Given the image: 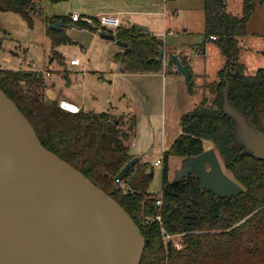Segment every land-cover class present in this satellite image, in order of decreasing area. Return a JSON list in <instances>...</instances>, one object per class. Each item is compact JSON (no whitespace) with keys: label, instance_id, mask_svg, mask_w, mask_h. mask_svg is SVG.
Segmentation results:
<instances>
[{"label":"trees","instance_id":"16d2710c","mask_svg":"<svg viewBox=\"0 0 264 264\" xmlns=\"http://www.w3.org/2000/svg\"><path fill=\"white\" fill-rule=\"evenodd\" d=\"M255 5V0H243L242 13L235 16L227 11V0H204L203 39L215 35L226 62L218 71V80L206 85L215 94L211 102L203 97L182 114L181 132L163 152L160 205L156 202L158 195L147 191L153 177L149 162L137 161L122 177V185L115 178L134 156L128 140L135 130V116L126 122L122 115L109 111H66L57 99L46 96L47 84L41 72L0 66V88L29 119L42 144L111 194L135 220L145 237L139 264H260L264 260V158L239 142L236 120L225 110L223 100L228 82L231 105L250 125L264 131V67L247 74L245 64L239 60L238 36L246 33ZM39 8L34 0H0V10L20 14L29 25ZM60 18L68 23L67 16L45 17L53 47L74 42L62 28L51 25ZM115 36L126 42L125 51L115 56L123 62L124 70L163 68L158 59L163 48L161 37L137 26H120ZM58 55L60 52L53 50L51 61ZM175 62L172 53L168 57L169 70ZM180 62L189 73L192 91L193 70L186 60L180 58ZM204 139L213 142L224 170L244 187L243 192L220 197L200 188L193 175L169 178V157L200 153ZM156 214H161V223L148 218ZM161 228L170 234L182 232L184 242L181 249H169L167 260ZM247 239L249 247L245 245Z\"/></svg>","mask_w":264,"mask_h":264},{"label":"water","instance_id":"95a60500","mask_svg":"<svg viewBox=\"0 0 264 264\" xmlns=\"http://www.w3.org/2000/svg\"><path fill=\"white\" fill-rule=\"evenodd\" d=\"M63 24L62 19L51 23L56 28ZM99 35L126 45L110 32ZM163 54L160 49L159 60ZM174 57L190 90L189 73ZM223 100L236 120L239 142L264 158V131L231 105L228 82ZM138 160L133 156L125 162L116 180ZM188 175L220 197L244 191L224 170L214 147L182 158L176 177ZM144 247L145 237L125 208L46 148L16 102L0 88V264H139Z\"/></svg>","mask_w":264,"mask_h":264},{"label":"crops","instance_id":"0c3cea01","mask_svg":"<svg viewBox=\"0 0 264 264\" xmlns=\"http://www.w3.org/2000/svg\"><path fill=\"white\" fill-rule=\"evenodd\" d=\"M34 1L40 4V8L34 11V21L29 26L33 28L34 25H37L39 28L38 33L42 37V58L40 59L36 52H33L30 59L25 57L22 60L12 50V56L3 55V58L10 63L3 67L13 69L30 68L41 72L47 84L44 89L47 97L57 100L61 98L68 99L83 110L84 105L88 102L89 110L84 111H109L126 116L128 114L127 118L125 117L124 119L126 122L130 121L132 115L135 116V130L129 138V142H132V144L130 143V152L134 156L139 157V162L147 161L151 165L155 163L157 158H161L162 161L160 163H162L163 152L181 132L180 118L182 114L193 109L203 97H209L206 85L209 82L218 80V71L224 67L226 62V58L218 44H216L215 38L208 37L203 39L204 0H102V2L89 6L80 3L79 6L74 7L66 15L56 12L48 14L45 9L47 0ZM173 10L177 11L176 14L173 13ZM73 11L90 15L109 12L119 13L121 26H137L161 37L163 40L162 49L165 54H176L179 60L182 58L191 66L194 73V89L192 91L186 89L187 83L181 71L174 69L173 65L170 66L171 70H169L168 57L162 58L163 68L158 71L132 72L124 70L123 62L117 60L115 56L117 53L124 52L126 45L117 44L115 40L103 38L94 30L80 26L79 21L71 20ZM46 16H67L68 23H64L61 28L74 42L60 43L53 47L46 33L48 26V22L45 20ZM171 17L177 18L176 20H170L169 18ZM38 23H41V26H38ZM66 44H72V48L68 50V47L65 46ZM34 46L38 48L36 41ZM53 50L60 52V55L55 56L51 61ZM240 54L241 50L239 60ZM72 58H78V62L71 63L70 60ZM35 62L41 66H37ZM23 63L24 66L21 65ZM243 63L247 69V63ZM71 73L73 74L72 79L69 78ZM90 73L97 75V80L100 84L106 79L105 75H108V79L111 78L109 95H114L118 85L123 88V95L126 96V101L128 102L126 110L119 108L120 103L113 104L111 101H109L106 110L98 109L103 106L104 102L96 101L98 96L95 93H90L91 99L87 100L89 96L86 89V81H83L84 78L80 81L77 76L79 74L86 76ZM59 74L64 76L65 79L60 81L58 79ZM159 77L162 90L160 91L159 99H157L153 86ZM169 79L172 81L171 83L168 82L170 81ZM175 82H177L179 88L182 86L183 93L187 90L188 94L186 93L181 107L178 106L176 116L179 126L175 133H172L169 130V121L172 117L174 103L171 91L170 93L168 91V84L172 87ZM71 87L77 88V91L71 92ZM153 115L160 118V122H157V128L152 121ZM157 129L161 131V136ZM147 130L148 134L146 133ZM140 132L147 134L145 141L143 133L142 137L138 138V133ZM151 138L156 139L151 142ZM139 142L142 144H139ZM155 148L161 151L162 154L160 153L155 158L149 159L147 154H151ZM168 164L170 172L169 160Z\"/></svg>","mask_w":264,"mask_h":264},{"label":"rangeland","instance_id":"374dc122","mask_svg":"<svg viewBox=\"0 0 264 264\" xmlns=\"http://www.w3.org/2000/svg\"><path fill=\"white\" fill-rule=\"evenodd\" d=\"M255 1H256L255 8L251 14L252 16L250 20L247 23V27H246L247 33L244 36L242 35L238 36L240 50H241L240 61L247 63L246 64L247 74H254L258 70V68L264 67V0H255ZM98 2H102V0H59V1L47 0L45 9L48 14L49 13L52 14L53 12H56L58 14L66 15L69 14V12H71L74 7L79 6L80 3L89 6V5L97 4ZM226 8L230 14L239 16L242 13L243 0H227ZM176 18L177 17H171L169 19L176 20ZM38 26H41V23H38ZM38 30L39 28L37 27V25H34L33 28L30 27L27 21L23 17H21L20 14L13 11L0 10V66H7L8 64H10L3 58V55L7 54L12 56V52H11L12 50H14L17 53L16 56L19 55L22 60L25 57L30 59L33 52H36V54L41 59L43 54L42 37L41 34L38 33ZM35 41L37 42L38 48L34 46ZM65 46L68 47V50L72 48V44H66ZM15 60H17V58H15ZM35 64H37V66H41L37 62H35ZM12 65L14 66V64ZM21 65L24 66V63ZM83 76L85 75L79 74L77 77L78 79H80V81H82L83 78H84L83 81H86V89L89 96L87 97V100L89 101L91 99L90 93H95L98 96V98H96V101L104 102L103 106L98 109L106 110L109 101H111V103L113 104L120 103L119 108H121L122 110H126V106L128 102L126 101V96L123 95L124 90L120 85H118V88L115 91L114 95H109L111 78L108 79L109 78L108 75H105L106 79L102 84L98 83L97 75L90 73L85 77ZM58 77L60 81L65 79V77L60 74L58 75ZM69 78L71 79L73 78L72 73L69 74ZM159 79L160 77L157 78L156 84H154L153 86L157 99H159L160 91L162 90V86ZM168 82L171 83L172 81L170 80ZM187 87L186 89H188ZM192 89H194V86ZM76 91L77 88L71 87V92H76ZM168 91L169 93L171 91V97L174 103L172 117L171 120L169 121L170 122L169 130L170 132L175 133L176 129L179 126V121L177 120V116H176L178 106L181 107V104L184 103V99L186 93L188 94V91L186 90L183 93L182 86L179 88L177 86V82H175L172 85V87H170V85L168 84ZM207 94L209 97L207 96L205 97L207 98L208 103H210L215 94L212 93L209 90V88L207 89ZM84 110H89L88 102L84 105ZM117 115H122L124 119L125 117L127 118L128 116V114L127 116L123 114H117ZM152 121L154 126L157 128L158 126L157 122H160V118H158V116L156 115H153ZM142 133L145 141L148 134V130L146 132L147 134L144 132L138 133V138H140V136L142 137ZM160 133L161 131H159V135ZM160 136H159V142H160ZM155 139L151 138L150 141L151 142L153 140L155 141ZM240 139L241 138H239V140ZM139 144L142 143L139 142ZM203 145L204 148L214 147L213 142L211 140H203ZM160 153L162 154L161 151L155 148L151 154H147V155L149 159H152L155 158ZM169 163H170L169 178L172 180L176 178V172L181 165V157L170 156ZM151 166L153 168V177L147 191L153 195L159 196L161 195V172H162L163 163H157V164L152 163ZM120 184L122 185V182ZM250 244H251L250 241H248L247 239L245 245L249 247L251 246Z\"/></svg>","mask_w":264,"mask_h":264},{"label":"built area","instance_id":"2783aa9c","mask_svg":"<svg viewBox=\"0 0 264 264\" xmlns=\"http://www.w3.org/2000/svg\"><path fill=\"white\" fill-rule=\"evenodd\" d=\"M176 10H173V13L176 14ZM96 18V19H95ZM71 19L73 21H83L87 24V26H85L86 28H90L92 30H94L97 33L100 32H110L114 35H116V33L119 30V27L121 26V17L119 16V13H102L99 15H90V14H81L78 11H73L71 13ZM211 38H216L215 35H210ZM166 55V56H165ZM170 54H163V57H169ZM71 63H77L78 62V58H72L70 60ZM174 69H177L176 65H173ZM48 74V72H46ZM59 101V106L66 110V111H70V112H77L80 110V107L65 98H61L58 100ZM130 143L132 144V142L130 141ZM162 160L161 158H157L155 160V163H160ZM122 179L118 180L119 182H121ZM157 204L160 205L162 200H161V195L158 196L157 199ZM149 219H157L159 220V222L161 223V214H156L154 216H149ZM161 232H162V241L163 244L165 246V254H166V260H167V254L169 252V249H181L184 247V242L182 240V232L180 233H167L164 231L163 228H161Z\"/></svg>","mask_w":264,"mask_h":264}]
</instances>
